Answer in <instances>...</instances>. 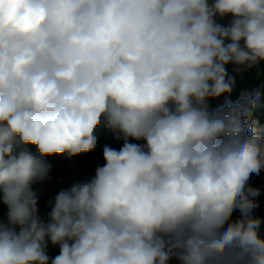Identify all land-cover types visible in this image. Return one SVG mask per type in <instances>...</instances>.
<instances>
[{"label":"clouds","instance_id":"clouds-1","mask_svg":"<svg viewBox=\"0 0 264 264\" xmlns=\"http://www.w3.org/2000/svg\"><path fill=\"white\" fill-rule=\"evenodd\" d=\"M261 62L264 0H0V264H264V83L208 102ZM101 122L122 146L41 216Z\"/></svg>","mask_w":264,"mask_h":264},{"label":"rangeland","instance_id":"rangeland-1","mask_svg":"<svg viewBox=\"0 0 264 264\" xmlns=\"http://www.w3.org/2000/svg\"><path fill=\"white\" fill-rule=\"evenodd\" d=\"M241 81L236 82L237 89L240 86ZM105 145H108L106 140L103 145L99 146L96 153L88 160L82 163L75 157L67 158L66 156L54 155L49 158V163L52 165L50 173L51 180L45 182V185L41 189V196L39 200V210L41 216H46L47 212L50 211L48 201L55 197V195L62 189L69 188L73 182L85 181L95 174V169L99 165L101 166L103 160L102 149ZM260 204L264 203V193L261 192L259 197ZM7 209L0 204V217H3ZM255 215L264 218V211L255 210ZM264 230V225H262ZM58 247H52L49 245L48 254L51 257L58 255ZM171 264H178L177 261H171Z\"/></svg>","mask_w":264,"mask_h":264},{"label":"trees","instance_id":"trees-1","mask_svg":"<svg viewBox=\"0 0 264 264\" xmlns=\"http://www.w3.org/2000/svg\"><path fill=\"white\" fill-rule=\"evenodd\" d=\"M262 83H264L263 78H253L249 76L241 82L238 89H237V86L235 85V88L230 96L228 94H225L217 99H209L208 102L210 104V107L212 109H215L217 107L223 106L226 100H230L232 103H235L239 99L242 92H251L252 90L260 87ZM262 92H264V89H262ZM261 103L264 104V95L261 96ZM255 115L259 117L261 124H264V108H261ZM94 135H96L98 139V144H97L96 149L89 153H82L80 155L74 156L81 163L85 160L90 159L96 153L99 146L103 145V143L106 140H108L109 146L116 148V149H119L123 144L122 140H117L115 138L116 135L118 134H114L111 130L107 128V126L103 122H101V124L97 127V129L94 132ZM131 142L140 143V144L145 143L144 141H131ZM28 147H29V151H31L32 153L35 154L37 152V149L34 146H28ZM58 156H65V155H58ZM49 158L50 157L45 158L48 161V163H49ZM103 164L104 162H102L101 166ZM251 183L253 187L260 188L261 192L264 193V174H262L261 177L254 179ZM258 210L262 212L264 211V203L260 204V207L258 208Z\"/></svg>","mask_w":264,"mask_h":264},{"label":"built area","instance_id":"built-area-1","mask_svg":"<svg viewBox=\"0 0 264 264\" xmlns=\"http://www.w3.org/2000/svg\"><path fill=\"white\" fill-rule=\"evenodd\" d=\"M236 66L233 64L226 65L230 75L235 77V81H243L247 77L263 78L264 79V62H261L258 67H253L251 70H242L239 74L233 71Z\"/></svg>","mask_w":264,"mask_h":264},{"label":"crops","instance_id":"crops-1","mask_svg":"<svg viewBox=\"0 0 264 264\" xmlns=\"http://www.w3.org/2000/svg\"><path fill=\"white\" fill-rule=\"evenodd\" d=\"M231 19V17H227V18H225L224 20H222V21H219L220 23H227L228 22V20H230Z\"/></svg>","mask_w":264,"mask_h":264}]
</instances>
